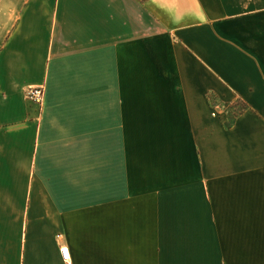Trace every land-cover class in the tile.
Wrapping results in <instances>:
<instances>
[{"label":"crops","instance_id":"obj_1","mask_svg":"<svg viewBox=\"0 0 264 264\" xmlns=\"http://www.w3.org/2000/svg\"><path fill=\"white\" fill-rule=\"evenodd\" d=\"M0 264H264V0H0Z\"/></svg>","mask_w":264,"mask_h":264},{"label":"rangeland","instance_id":"obj_2","mask_svg":"<svg viewBox=\"0 0 264 264\" xmlns=\"http://www.w3.org/2000/svg\"><path fill=\"white\" fill-rule=\"evenodd\" d=\"M217 105L221 106V109L218 111L217 114L224 117L227 126H231L234 123L235 118L245 109V106L240 101H237L230 105L221 103H217Z\"/></svg>","mask_w":264,"mask_h":264},{"label":"built area","instance_id":"obj_3","mask_svg":"<svg viewBox=\"0 0 264 264\" xmlns=\"http://www.w3.org/2000/svg\"><path fill=\"white\" fill-rule=\"evenodd\" d=\"M25 97L28 101L42 105L45 99L44 88L42 87H30L25 92ZM216 114H214L215 116ZM61 253L65 261H69V252L67 248H61Z\"/></svg>","mask_w":264,"mask_h":264}]
</instances>
